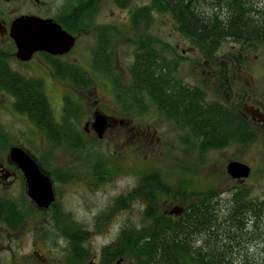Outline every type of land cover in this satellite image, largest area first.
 <instances>
[{
    "label": "rangeland",
    "instance_id": "1",
    "mask_svg": "<svg viewBox=\"0 0 264 264\" xmlns=\"http://www.w3.org/2000/svg\"><path fill=\"white\" fill-rule=\"evenodd\" d=\"M29 1L27 6H22V2L10 4V9L17 11L12 18L31 14L56 21L74 5V0ZM147 3L148 0L131 1L133 6ZM250 5V13L255 17L253 8L264 9V0H252ZM128 9L131 6L119 9L112 0H101L93 28L71 34L76 37L74 47L68 54L57 58L61 64H73L91 74L93 85L86 91H77L66 82L54 79L46 59L40 54L34 55L26 65L18 66L14 59L11 60L13 71L43 81L45 95L58 123L61 122L64 97L69 96L82 106L78 123L74 124L80 138L79 147L56 146L25 116L16 113L13 110V98L0 90V159L8 161L12 147L26 152L52 181L56 205L61 215L72 219L74 223L70 229L62 225L61 230L50 220L40 225L38 222L42 216L35 214L36 207L27 199L22 178V212L26 218L22 224V238H25L27 245L32 243L33 238H47L49 248L52 249L55 243L53 238H63L64 234H69V230L74 228L91 238L98 248L119 238L124 230H138L146 223L145 205L140 196V183L145 176L149 182L156 180H150V177L158 176L164 182L162 186L171 189L183 183L186 193L194 194V198L197 194L209 195L214 191L212 195L222 199V207L228 204L226 201H229L230 192L240 187L249 190L251 199L264 200V144L256 142L244 147L237 145L201 153L194 144H188L192 143L189 140L184 144L181 137L188 134L166 120L150 102L146 103L144 113L135 106L130 108L136 111L127 113L123 103L116 98L110 79L93 76L90 71L97 33L101 30L111 31L112 47L116 54L115 71L125 77L122 80L127 82L134 43L140 35L159 49L163 44L172 48L165 52V56L171 61L176 56L180 57L176 61L177 72L173 76L184 85H203L201 88L206 92L207 101L212 100L213 92L217 90L213 86L214 81L209 79V73L218 74V80L222 83L223 79L218 73L223 70L220 63H225L223 60L227 58L234 61L241 58L243 67L232 69L234 86L231 91L239 93L248 90L253 100L264 107V46L251 49L245 44L224 40L210 47L211 55L205 57L199 48L178 33L167 15H154L147 31L131 32L128 27ZM92 107L103 112H116L112 116L131 122L133 132L118 126L116 134H107L103 140L81 135L85 111ZM232 161L250 168L251 174L243 183L233 181L228 176L226 166ZM98 169L107 172L105 178L99 176V179H94L92 175L89 176L90 171ZM14 188V192L18 193V182ZM159 211L162 212L161 205ZM260 218L264 235V213ZM18 234L19 231L8 235L15 238Z\"/></svg>",
    "mask_w": 264,
    "mask_h": 264
},
{
    "label": "trees",
    "instance_id": "2",
    "mask_svg": "<svg viewBox=\"0 0 264 264\" xmlns=\"http://www.w3.org/2000/svg\"><path fill=\"white\" fill-rule=\"evenodd\" d=\"M112 1L119 9L131 6L128 9V27L133 33L149 30L154 15H167L178 33L202 52H210V47L226 39L248 47L253 43H264V9H253L256 18L248 15L252 11V0H148L143 6H133L132 0ZM100 4L101 0H74L71 9L60 15L55 22L70 34L82 33L93 28ZM112 37L111 31L101 30L97 33L90 71L93 76L110 79L115 96L125 109L135 106L144 113L146 103L150 102L162 116L174 119L182 130L185 127L191 129L194 135V124L203 108L206 111H202L203 132L222 130L227 122L221 118V113H211L205 104L200 106V101L204 100L202 91L198 87L184 85L173 76L177 72L176 61L180 57L176 56L171 61L165 56V52L172 48L163 44L159 49L139 35L138 41L134 43L133 61L126 75L128 81L125 82L122 80L125 77L115 71L116 54L112 47ZM42 55L54 79L66 82L80 92L93 85L91 74L87 71L73 64H61L57 61L58 57ZM0 90L13 98V110L25 116L54 145L79 147L80 138L74 124L78 123L81 114L78 115L79 111L72 114L69 109H80V102L73 101L69 96L64 97L61 122L58 123L54 119L41 79L25 77L11 68L8 71L5 68V72L0 73ZM243 125V121L235 115L236 134L242 136ZM225 128L214 139L221 140V134L227 132ZM224 148V145L217 144L202 145L200 149L205 152ZM155 182H149L145 176L140 183V196L146 205V223L136 232L133 229L124 230L119 237L138 238L127 242L130 253L137 250L138 264H211L212 261L231 259V256L236 255L234 248L243 252L241 256L244 264H257L252 256L248 257L247 253L244 255L245 249L242 247L255 244L264 247L263 234L247 231L249 224L255 220L259 223L258 217L264 213V207L257 204L241 208L239 202H244L246 196L240 191L234 192L233 204L223 209L214 200L215 195L210 193L197 194L194 198V194L189 192L182 195L179 186L171 189ZM160 191L175 202L183 200L188 204L183 220L167 218L155 209L157 192ZM197 242L204 244L201 248L205 255L203 258H196L192 254L197 250Z\"/></svg>",
    "mask_w": 264,
    "mask_h": 264
},
{
    "label": "flooded vegetation",
    "instance_id": "3",
    "mask_svg": "<svg viewBox=\"0 0 264 264\" xmlns=\"http://www.w3.org/2000/svg\"><path fill=\"white\" fill-rule=\"evenodd\" d=\"M20 2H22V6H27L29 5L30 1L0 0V73H4L5 68L7 71L9 70V68L12 69V67L10 66L12 59H14L15 62H17L18 66H20V64L26 65L36 54H45L36 53L27 62H21L15 57L16 49L12 39L10 38V25L14 19L20 16L31 15L26 14L17 17L15 16L12 18L13 15H16L17 11H12L9 5ZM261 46H264V43H253L252 45H250V48H260ZM199 51L202 52L200 49ZM202 53L205 57L211 55V52ZM53 57L59 58L60 56ZM234 60L227 58L223 60L225 63H220V66L223 67V70L222 72L218 73L223 79L222 83H220L218 80V74H213L212 72L209 73V79L211 78V80L214 81L213 86L217 88V90L213 92L214 96L211 101H207L206 92L205 90H203V88H201L203 85L196 86L202 91V97H204V100L200 101V106L205 104L207 110L211 113L220 112L221 118H225L227 122L225 125L226 128L225 126H223L222 130L212 129L210 131L208 129L209 131L203 132L202 124L204 112L206 111H204L202 108L200 109L196 118V122L194 124V129L196 130L195 134L193 135L190 131L191 129L189 128L185 127L183 130L181 129L182 131H185L188 134L187 136H182L181 141L184 144H187L186 142H188L189 140V142L192 143L188 144H194L196 150L198 149L201 153H204L200 149L202 145L213 146L217 144H222L226 148L237 145L244 147L256 142L264 144L263 105L258 103L257 100H253L252 93H250L248 90H244L239 93H234L233 91H231L232 87L234 86V76L231 75L232 69L236 66L237 68L243 67L241 65V58H237L236 61ZM209 62L211 63V60H209ZM230 83L231 86L229 87ZM81 110V108L69 109L72 114H76L78 111L80 112ZM125 111L129 113V111H136V109L130 108L125 109ZM112 113L116 112H103L102 110L96 107H92L89 109L87 108V110L85 111L83 122L81 121L83 123L81 124V135L83 134L84 136L103 140L107 134H116V132L118 131V126L121 128L129 129L128 131H130V133L133 132L134 126H132L131 122L112 116L114 115ZM235 115H237L243 121L244 125L242 136L235 133ZM97 116H103L105 119V130L101 139L97 137V133L94 128V119ZM164 118L175 124L176 127L178 126L174 119H171L170 117ZM224 128L227 132L226 134H221V140L214 139L220 136V133L223 132ZM238 136L242 137V139H239ZM210 151L218 150L211 149L206 150L205 152ZM7 160L8 161L4 162L0 159V264H138L137 250L132 251L130 253L128 251L129 245L127 244L129 240H137L138 238H116L113 242L107 245L103 244L101 247L96 248V243H92L91 238H88L87 235L82 234L77 229L73 228L72 230H69V234H64L63 238H53L55 240V243L52 249L49 248L47 238H33L34 240H32V243L27 245L25 238H22V224L24 221H26V218L24 216L25 214L22 212V171H20L17 166L9 160V157ZM100 167L102 169H105L102 165H100ZM106 173V171L98 169L94 172L90 171L89 176L92 175L94 179H99V176L101 178H105ZM249 176L245 179H233L230 176L229 177L233 181L243 183L246 179L249 178ZM152 178L156 179L157 184L162 185L164 183L158 176H152ZM17 182L18 193L14 192V186ZM178 186L181 187V194L186 195L185 184L180 183ZM240 191L245 193L246 196L244 197V202H239L242 205L241 208H249L252 205L257 204L264 207V200L251 199L249 190L245 189L244 187H240V189L230 192L229 201H226L228 202L227 205L233 204L232 202L234 200V192L239 193ZM211 194H215V192L213 191L211 192ZM162 195L163 192H157L156 203L154 204L155 209L159 211V206L161 205V213L165 217L183 220L185 218V213L187 212L186 208L188 207V204L184 203L183 200L175 202L174 199H172L171 197H160ZM214 197V200L217 201L218 205H220L219 207L221 208L223 204L221 203L222 199L218 195H215ZM27 199L29 200L28 197ZM30 202L37 209H34L35 214L38 215V217L39 215L42 216L41 221L38 222L39 224H44V222L50 220L49 222H53L54 225L58 226L57 229L59 230H61L60 227L62 225H67V229H70L71 226H74L72 219L68 218L67 216L61 215L60 210L56 205V194H54V202L47 209L38 208L32 201ZM119 202L122 203V200H120ZM224 207L225 206H223L222 208ZM258 218L259 223H257V221L255 220L253 223L249 224V226L247 224V226L249 227V229L247 230L248 232L255 231L262 234L260 223L261 218L260 216ZM18 231L19 234L16 235L15 238H12L10 237V235H8L9 233H14ZM136 231L137 230H135V232ZM195 246L197 247V250L196 252H192V254L195 255L196 258H203V256L205 255L202 254L203 250L201 248L204 247V244L197 242ZM242 248L245 249L244 255L247 253V256H252L257 261V264H264V249L262 247H259L255 244V246L252 247L244 245ZM233 251L236 253V255H233V257L231 256V259L221 260L220 262L212 261L211 264H244V259L241 256L243 255V252L240 253V251L237 249L235 250V248L233 249Z\"/></svg>",
    "mask_w": 264,
    "mask_h": 264
},
{
    "label": "water",
    "instance_id": "4",
    "mask_svg": "<svg viewBox=\"0 0 264 264\" xmlns=\"http://www.w3.org/2000/svg\"><path fill=\"white\" fill-rule=\"evenodd\" d=\"M10 38L15 45V57L21 62L29 61L36 53L50 56L68 54L75 45V37L65 31L52 18L20 16L10 25ZM94 128L99 139L105 130V119L97 116ZM9 160L22 171L26 186V196L38 208L47 209L54 202L53 184L50 178L41 172L37 163L22 149L12 147ZM227 174L233 179H245L250 168L239 162H230L226 166Z\"/></svg>",
    "mask_w": 264,
    "mask_h": 264
},
{
    "label": "bare ground",
    "instance_id": "5",
    "mask_svg": "<svg viewBox=\"0 0 264 264\" xmlns=\"http://www.w3.org/2000/svg\"><path fill=\"white\" fill-rule=\"evenodd\" d=\"M254 9V8H253ZM248 15H250V16H252V14L251 13H249ZM253 17V16H252ZM255 18H256V16H255Z\"/></svg>",
    "mask_w": 264,
    "mask_h": 264
}]
</instances>
